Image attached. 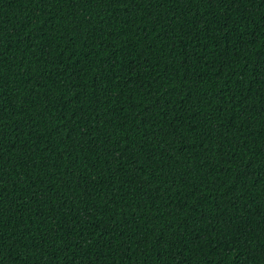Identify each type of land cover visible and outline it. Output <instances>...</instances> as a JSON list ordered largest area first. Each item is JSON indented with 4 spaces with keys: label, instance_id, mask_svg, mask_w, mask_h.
<instances>
[{
    "label": "trees",
    "instance_id": "16d2710c",
    "mask_svg": "<svg viewBox=\"0 0 264 264\" xmlns=\"http://www.w3.org/2000/svg\"><path fill=\"white\" fill-rule=\"evenodd\" d=\"M0 264H264V0H0Z\"/></svg>",
    "mask_w": 264,
    "mask_h": 264
}]
</instances>
